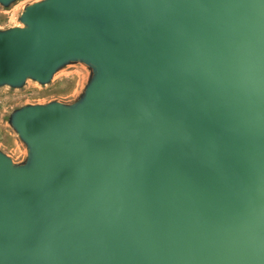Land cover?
<instances>
[{
    "label": "water",
    "instance_id": "obj_1",
    "mask_svg": "<svg viewBox=\"0 0 264 264\" xmlns=\"http://www.w3.org/2000/svg\"><path fill=\"white\" fill-rule=\"evenodd\" d=\"M20 23L0 88L92 78L10 116L0 264H264V0H41Z\"/></svg>",
    "mask_w": 264,
    "mask_h": 264
},
{
    "label": "rangeland",
    "instance_id": "obj_2",
    "mask_svg": "<svg viewBox=\"0 0 264 264\" xmlns=\"http://www.w3.org/2000/svg\"><path fill=\"white\" fill-rule=\"evenodd\" d=\"M41 0H17L7 9L0 5V30L21 26L20 17L28 5ZM92 78V70L81 63H71L57 72L47 85L29 81L24 87L0 88V150L15 163L27 158L26 146L9 124L12 113L26 105L58 101L72 104L78 101Z\"/></svg>",
    "mask_w": 264,
    "mask_h": 264
}]
</instances>
